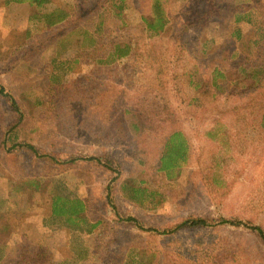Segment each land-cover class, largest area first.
Listing matches in <instances>:
<instances>
[{"label":"rangeland","instance_id":"1","mask_svg":"<svg viewBox=\"0 0 264 264\" xmlns=\"http://www.w3.org/2000/svg\"><path fill=\"white\" fill-rule=\"evenodd\" d=\"M91 2L0 0V264H264V0H159L158 34L153 0L73 26ZM116 45L128 55L108 60ZM178 130L186 161L168 177ZM59 191L84 201L91 234L52 224ZM187 217L208 226L161 234Z\"/></svg>","mask_w":264,"mask_h":264},{"label":"trees","instance_id":"2","mask_svg":"<svg viewBox=\"0 0 264 264\" xmlns=\"http://www.w3.org/2000/svg\"><path fill=\"white\" fill-rule=\"evenodd\" d=\"M112 0H92L91 8L82 9L79 8L76 12L68 14L69 21L72 22L73 26L80 25L82 23H87L92 20L93 16L100 13L103 8ZM121 2V0H119ZM154 1V10L152 11V15L149 18H143V24L146 29V32L151 34H158L165 30V26L167 25L166 17L164 12L159 9V0ZM15 3L28 2L29 4L41 6L48 2V0H13ZM56 20H48L47 25H53L58 22L63 21L66 18V14L64 11H59L56 15ZM94 40V39H92ZM96 44L93 45L95 47ZM96 52V50H94ZM129 50L126 45H116L113 50L107 55V59L109 57H114L115 59L124 58L128 55ZM109 60V59H108ZM102 59L100 60V62ZM208 85H204L207 88ZM216 86V85H215ZM218 88V87H217ZM11 99V98H10ZM12 100V99H11ZM13 103V101H12ZM263 112V111H262ZM260 113V118L258 124L264 128V112ZM28 149L34 150L32 146L28 145ZM188 151V144L186 141V136L182 131H172L168 133L165 138V143L163 147V151L160 155L158 161V169L160 172H164L168 177H170L171 172L179 168L182 163L186 161V155ZM55 162V159H53ZM73 163V161H70ZM123 190V189H122ZM123 192L126 195V198L131 202L138 203L137 197L143 196V190L134 187L131 185V182H126L124 184ZM111 205V201H110ZM111 207H113L111 205ZM49 208H50V219L54 222L52 224H56L66 228L67 230H75L79 232H84L85 234H91L96 227V224L91 223L85 217V203L83 200L77 197H71L68 194H64L61 191L54 192L49 196ZM128 221L137 224L136 219L129 218ZM205 227L208 226V223L205 218L202 217H187L183 219L181 223L177 227H168L162 230L161 234L169 237L174 234L179 229L185 227ZM250 229L260 237V239L264 242V233L259 227H250ZM138 249H130V252L127 251L125 254L126 258L130 255H137ZM124 256V257H125ZM126 260V259H125ZM124 260V262H125ZM143 264L139 259H132L131 264Z\"/></svg>","mask_w":264,"mask_h":264}]
</instances>
